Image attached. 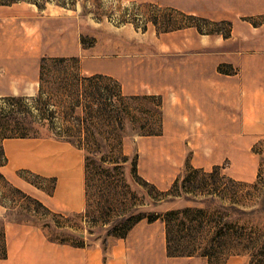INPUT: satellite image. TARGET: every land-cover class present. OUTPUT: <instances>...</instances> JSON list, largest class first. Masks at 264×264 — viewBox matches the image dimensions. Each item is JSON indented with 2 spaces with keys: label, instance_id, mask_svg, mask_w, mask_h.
Listing matches in <instances>:
<instances>
[{
  "label": "rangeland",
  "instance_id": "374dc122",
  "mask_svg": "<svg viewBox=\"0 0 264 264\" xmlns=\"http://www.w3.org/2000/svg\"><path fill=\"white\" fill-rule=\"evenodd\" d=\"M0 117V258L21 224L106 251L129 237L132 264H264V0L1 3ZM37 137L82 160L81 209L29 192L63 198L7 155Z\"/></svg>",
  "mask_w": 264,
  "mask_h": 264
},
{
  "label": "crops",
  "instance_id": "0c3cea01",
  "mask_svg": "<svg viewBox=\"0 0 264 264\" xmlns=\"http://www.w3.org/2000/svg\"><path fill=\"white\" fill-rule=\"evenodd\" d=\"M11 141L6 147L7 155L21 166L48 175L56 174L59 177L57 193L60 191L63 198L62 201L58 199L53 202L43 195V189L32 185L28 189L31 194L52 209H81L85 196V170L71 144L38 137L21 138V142ZM35 230L27 225H9L8 254L0 258V264H132L130 257L133 248L129 237L115 238L106 251L99 242L82 246L72 242L45 240L41 237V231Z\"/></svg>",
  "mask_w": 264,
  "mask_h": 264
},
{
  "label": "trees",
  "instance_id": "16d2710c",
  "mask_svg": "<svg viewBox=\"0 0 264 264\" xmlns=\"http://www.w3.org/2000/svg\"><path fill=\"white\" fill-rule=\"evenodd\" d=\"M13 1H17V0H0V4L1 3H11ZM52 59L54 61L58 62V63H62L65 60V59H63L61 57H55V58H52ZM94 78H95V76H93V77H89V76H82V77L81 76H74V79H76L77 82H79V83H83V81H85V80H92ZM77 103H78L77 100L73 101V107H76ZM9 121H10L9 119H2L0 117V139L5 138V136L14 134L13 133L14 130L10 126L11 124H9L10 123ZM59 132L60 133H63V132H65V133L67 132L68 133L69 131L66 130V129H61ZM25 134H27V133H25V131L21 130V132H19V135H25ZM88 140H89L88 135H87V133H85L84 138H82V140H81L83 145L85 143L87 144ZM6 161H7V156L4 153L2 145H0V165H3L4 163H6ZM89 161H90V155H89ZM36 202L41 204V205H44L43 202H41L39 200H36ZM140 218L141 217H138V219H140ZM129 228H130V225L124 227L123 230H127ZM125 234H126V232H122V233H120V236H125ZM2 255H5V253H3Z\"/></svg>",
  "mask_w": 264,
  "mask_h": 264
}]
</instances>
